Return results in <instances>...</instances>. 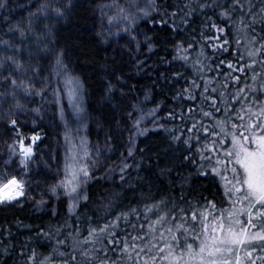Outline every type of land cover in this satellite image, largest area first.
Instances as JSON below:
<instances>
[{
    "label": "trees",
    "instance_id": "16d2710c",
    "mask_svg": "<svg viewBox=\"0 0 264 264\" xmlns=\"http://www.w3.org/2000/svg\"><path fill=\"white\" fill-rule=\"evenodd\" d=\"M153 6L142 25L151 42L147 67L140 77L121 68V90H148L160 128L138 138L123 176L92 182L72 215L62 201L41 214L19 201L2 204L0 264H142L149 258L162 264L164 239L166 250L174 247L178 254L188 244L195 249L199 231L191 216L205 219L231 204L210 165L240 130L233 127L240 126L237 116L248 120L249 109L264 102V0H155ZM66 15L53 34L78 62H97V41L80 31L84 17L76 6ZM83 80L95 86L87 74ZM123 97L117 101L120 119ZM5 132L19 148L43 147L53 137L47 126L33 130L18 122L7 123ZM106 224L115 227L90 235ZM250 244L254 264H264V241Z\"/></svg>",
    "mask_w": 264,
    "mask_h": 264
},
{
    "label": "rangeland",
    "instance_id": "374dc122",
    "mask_svg": "<svg viewBox=\"0 0 264 264\" xmlns=\"http://www.w3.org/2000/svg\"><path fill=\"white\" fill-rule=\"evenodd\" d=\"M154 1H0V188L13 177L21 182L24 198L19 204L27 206L30 212H54L57 201H62L72 215L85 199L92 182L123 176L129 169L138 138L160 128L159 119L148 104V90L138 86L133 92L121 90L126 79L121 68L127 76L140 77L147 67L151 42L142 25L152 17ZM72 6L84 17L81 33L97 41V62H78L70 46L53 34L55 26L65 21ZM83 74L91 77L95 86L85 82ZM124 95L127 106H123L126 114L122 113L121 120L117 101ZM255 106L250 109L248 120H239L242 127L236 133L237 141L232 139L220 147V154L224 156H216L210 165L220 176L223 187L232 190L229 191L231 204L223 212L205 214V219L197 217L198 245L186 252L198 251L202 242L230 247L232 251L208 257L206 249L202 254L205 261L254 264L255 253L250 244L254 241L228 245H221L219 241L230 238L229 225L240 233L251 210L248 201L237 199L242 193L233 189L232 168L239 169V165L225 152L235 154L241 145L249 146L239 133L244 131L248 136L258 132V128H249V123L264 121L261 111L264 102ZM13 121L33 130L47 126L53 137L46 146L24 145V150L20 151V144L5 132L6 124ZM28 148L30 154L25 151ZM81 169H85L87 175ZM73 187L76 188L74 193ZM261 219L253 222L259 225L264 220ZM221 223L224 231L220 230ZM255 231L257 229L248 226L245 235L250 237ZM166 245L164 239L162 264H200L199 257L178 254L174 247L166 250ZM142 264L156 263L149 258Z\"/></svg>",
    "mask_w": 264,
    "mask_h": 264
},
{
    "label": "snow or ice",
    "instance_id": "6c2138e0",
    "mask_svg": "<svg viewBox=\"0 0 264 264\" xmlns=\"http://www.w3.org/2000/svg\"><path fill=\"white\" fill-rule=\"evenodd\" d=\"M236 3L238 4L239 0H236ZM221 31L223 30L221 29ZM225 43H227V41H225ZM261 47L264 48V45H261ZM249 55H252V53H249ZM262 63H264V61H262ZM252 66L253 65H248V67H252ZM228 67L232 68L234 71L237 70L233 67L231 63L228 64ZM239 70L243 71V69H239ZM236 79L238 80L239 78ZM12 83L13 85H15L16 81H12ZM69 83H71V81H69ZM261 111L264 112V109H261ZM204 115L208 116L210 114L206 112L204 113ZM253 115H256V113H253ZM237 119H243V117L237 116ZM13 124H15V121H13ZM233 127H242V126H238L234 124ZM249 128L252 129L258 128V132H252L248 136H245L244 131H241L239 133V136L243 138L244 141L248 142L249 146L246 147L241 145L240 150L236 151L235 154H233V152L231 151H226L225 155L233 157L235 163L239 165V169L235 167L232 168V172L234 174L233 179L235 181L233 185V189L236 192L242 193V196L238 197L237 199L242 201H248V208L251 210L247 212L248 220L245 221L246 226L241 230L240 233L234 232L231 226L230 225L228 226L227 232L230 238L221 239L219 241V244L221 245L244 244L245 242H252L256 240L264 241V220H262V222L259 225L253 222L254 219L256 218H264V134H259V133H264V121H259V123L250 122ZM245 131H247V129H245ZM233 141L234 142L237 141L236 134H233ZM25 151L28 154L31 153L30 148L25 149ZM208 159H211V157H208ZM217 163H220V161H217ZM81 171L84 173V175H87V171L85 169H81ZM237 185H239V187H237ZM10 186H15L16 189L15 195L0 198V203L5 202V200L11 202L12 200L23 195V185L21 182L17 181L14 177L8 180L6 183H4L3 187L0 188V191H4L5 189H8ZM72 192L73 193L76 192L75 187H73ZM69 194L71 195V193ZM212 207H215V205H212ZM201 215H204V213H201ZM173 219H177V218L173 217ZM191 220L192 221L197 220V215L195 213L191 216ZM248 226H250L253 229H257V231L253 232L250 237L245 235V233L248 232ZM110 227H115V225L106 224L104 227L100 228L99 230L92 229L90 231V235H95L97 231L105 232ZM178 227L182 228L183 224L178 225ZM224 228H225L224 224L221 223L220 230L224 231ZM169 231H171V229H169ZM241 236H243L244 238L241 239L240 238ZM84 242L89 243L90 241L86 239ZM176 246L179 247L180 246L179 243H177ZM133 247H135V245H133ZM192 248L193 246L191 244L187 245L188 250H191ZM206 249H207L208 257H214L216 253H220L222 251H232L230 247L221 248L218 245H208L202 242L201 245L198 246V251L195 252L188 251L185 254L192 256L193 258L199 257L200 264H218L217 260L215 259H209L205 261L202 254L205 252ZM260 250L264 251V244L260 245ZM141 251H143V249H141ZM84 255L87 257L88 253L85 252ZM249 255H251V253H249ZM224 264H227V262H224Z\"/></svg>",
    "mask_w": 264,
    "mask_h": 264
},
{
    "label": "built area",
    "instance_id": "2783aa9c",
    "mask_svg": "<svg viewBox=\"0 0 264 264\" xmlns=\"http://www.w3.org/2000/svg\"><path fill=\"white\" fill-rule=\"evenodd\" d=\"M15 192H16V189H15V186H14L13 189L10 191V193L6 194V196L15 195ZM6 196H2V195L0 194V198H4V197H6ZM23 198H24V194L21 195V196H19L18 198L14 199V200H12L11 202H18V201L22 200ZM5 202H7V203H11V202H8L7 200H5ZM3 203H4V202H3ZM3 203H0V205L3 204Z\"/></svg>",
    "mask_w": 264,
    "mask_h": 264
},
{
    "label": "water",
    "instance_id": "95a60500",
    "mask_svg": "<svg viewBox=\"0 0 264 264\" xmlns=\"http://www.w3.org/2000/svg\"><path fill=\"white\" fill-rule=\"evenodd\" d=\"M24 150V148L20 147V151Z\"/></svg>",
    "mask_w": 264,
    "mask_h": 264
},
{
    "label": "bare ground",
    "instance_id": "6f19581e",
    "mask_svg": "<svg viewBox=\"0 0 264 264\" xmlns=\"http://www.w3.org/2000/svg\"><path fill=\"white\" fill-rule=\"evenodd\" d=\"M12 189H13V188H11L10 191H11ZM10 191H9L8 193H10ZM8 193H7V194H8ZM5 196H6V195H5Z\"/></svg>",
    "mask_w": 264,
    "mask_h": 264
}]
</instances>
